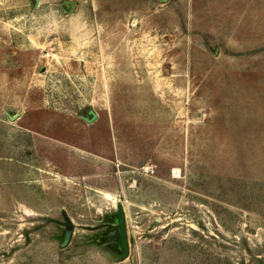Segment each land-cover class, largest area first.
Instances as JSON below:
<instances>
[{"label":"rangeland","instance_id":"obj_1","mask_svg":"<svg viewBox=\"0 0 264 264\" xmlns=\"http://www.w3.org/2000/svg\"><path fill=\"white\" fill-rule=\"evenodd\" d=\"M67 1L0 0V264H264V0Z\"/></svg>","mask_w":264,"mask_h":264},{"label":"water","instance_id":"obj_2","mask_svg":"<svg viewBox=\"0 0 264 264\" xmlns=\"http://www.w3.org/2000/svg\"><path fill=\"white\" fill-rule=\"evenodd\" d=\"M67 3H69L71 5V8L74 9L76 7V2L75 1H67ZM93 114V117L97 116L96 113H94L93 111L91 112Z\"/></svg>","mask_w":264,"mask_h":264}]
</instances>
